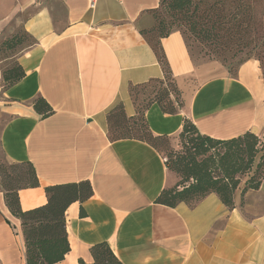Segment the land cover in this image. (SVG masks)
Returning <instances> with one entry per match:
<instances>
[{"label": "crops", "instance_id": "0c3cea01", "mask_svg": "<svg viewBox=\"0 0 264 264\" xmlns=\"http://www.w3.org/2000/svg\"><path fill=\"white\" fill-rule=\"evenodd\" d=\"M160 0H0V31L22 16L34 43L18 56L25 75L6 88L0 107V151L9 163L31 162L40 186L19 190L23 210L48 202L45 187L89 180L93 195L65 212L70 251L55 264L94 261L91 247L109 243L123 264H264V179L235 193L229 208L211 193L196 205L157 203L176 181L146 141H112L108 112L122 102L136 114L130 86L163 78L142 30L154 26ZM179 87L190 95L177 113L158 103L146 112L155 135L174 137L190 118L201 133L227 139L251 131L264 140V78L258 60L235 75L204 74L180 31L161 39ZM44 98L53 113L35 109ZM16 227L17 232L11 228ZM0 264H28L21 220L0 187Z\"/></svg>", "mask_w": 264, "mask_h": 264}, {"label": "trees", "instance_id": "16d2710c", "mask_svg": "<svg viewBox=\"0 0 264 264\" xmlns=\"http://www.w3.org/2000/svg\"><path fill=\"white\" fill-rule=\"evenodd\" d=\"M249 1L256 2L257 8L264 10V0H160L159 7L150 10L155 19L154 26L141 32L156 52L164 76L130 86L136 114L128 116L122 102L115 105L107 114L109 138L112 141L139 139L158 150L154 141L171 137L155 135L152 132L146 118L147 110L153 103H158L164 113L174 114L184 106L178 103V97L184 91L172 74L161 46L163 37L179 29H173L164 16L159 18L156 26L158 9L161 8L166 14H186L190 33L202 35L204 40L215 41L219 46H227L242 41L243 32L246 30L245 16L252 18L251 13L256 7ZM156 30L159 32V38L153 43L148 34ZM182 34L187 44L185 32ZM24 75L25 72L18 63L14 75L6 78L9 81L8 86L20 81ZM147 83H155L156 86L148 101L139 106L134 96L135 88ZM34 106L43 117L53 113V108L44 98H38ZM178 135L183 151L174 159L173 165L169 167L168 160L165 163L169 169L182 174L183 182L166 187L156 199L157 203L176 207L184 202L194 206L207 195L216 193L225 205L233 208L236 204L235 193L239 187H242L241 194L244 195L248 190L261 186L264 179V140L258 135L247 131L232 138H214L201 133L187 117ZM13 164L28 166L31 177L29 186L5 189L7 206L13 216L21 220L27 263L55 264L63 260L71 249L65 212L73 202L82 203L89 199L93 195V186L89 180L49 185L45 187L48 198L46 204L23 210L19 190L38 187L40 182L31 162ZM91 255L94 259L92 263L79 259L78 264H123L106 241L94 244L91 247Z\"/></svg>", "mask_w": 264, "mask_h": 264}, {"label": "rangeland", "instance_id": "374dc122", "mask_svg": "<svg viewBox=\"0 0 264 264\" xmlns=\"http://www.w3.org/2000/svg\"><path fill=\"white\" fill-rule=\"evenodd\" d=\"M252 5L256 6V2L249 1ZM156 26L159 22V18L164 16L169 25L173 26V29H179L181 33L185 32L187 47L191 53V56L197 66L203 68L204 74L201 79H197L194 86L190 88V91L196 89L202 81L209 79L213 76L219 75H235L239 67L246 61L258 60L262 67V76L264 78V10L255 7L251 13V17L245 16L244 21L246 30L243 32L242 41L238 44H229L227 46H219L215 41H207L202 38V35L193 34L188 31L186 14L169 13L158 9ZM183 35V34H182ZM148 38L151 42L156 43L159 38V32L156 30L148 34ZM33 42L32 36L27 33L23 26L22 16H17L7 23L4 29L0 31V107L3 105V97L9 81L8 76H13L15 68L18 65L19 54L26 49ZM155 83H147L137 86L134 91V96L139 106L144 105L151 91L155 87ZM190 95L183 92L178 97L179 104H187ZM5 121V117L1 114L0 110V127ZM144 131V130H142ZM141 133V132H140ZM158 147V151L162 154L163 158L168 160V166L170 167L174 163V159L177 155L183 151L181 138L179 135L168 138L158 139L154 141ZM172 161V162H171ZM168 168V167H167ZM176 177V184L183 182L182 174L175 170L169 169ZM31 177L28 166L16 165L9 163L0 151V187L5 193L7 188H17L29 186ZM12 226V225H11ZM15 226V225H13ZM12 230L17 232L16 227Z\"/></svg>", "mask_w": 264, "mask_h": 264}, {"label": "built area", "instance_id": "2783aa9c", "mask_svg": "<svg viewBox=\"0 0 264 264\" xmlns=\"http://www.w3.org/2000/svg\"><path fill=\"white\" fill-rule=\"evenodd\" d=\"M91 5L94 6V0H91Z\"/></svg>", "mask_w": 264, "mask_h": 264}]
</instances>
